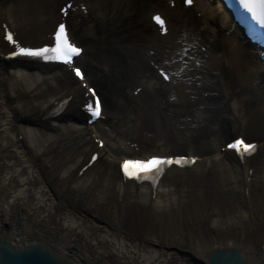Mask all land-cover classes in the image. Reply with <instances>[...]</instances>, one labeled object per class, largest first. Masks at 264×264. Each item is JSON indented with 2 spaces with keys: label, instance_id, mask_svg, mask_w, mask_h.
I'll use <instances>...</instances> for the list:
<instances>
[{
  "label": "bare ground",
  "instance_id": "bare-ground-1",
  "mask_svg": "<svg viewBox=\"0 0 264 264\" xmlns=\"http://www.w3.org/2000/svg\"><path fill=\"white\" fill-rule=\"evenodd\" d=\"M206 1L210 3L212 0H199L198 2V7L202 8L200 17L203 19L204 25L199 29V33L197 31L193 33L189 29L181 30L172 27L169 29L167 26L166 37L162 36L160 39L164 41V49L172 52L173 55L174 51H181L188 43H191L200 50L204 43H208L205 41L206 36L208 38L212 36L213 45H211L214 46V43H217V36L222 34L223 41L220 46L225 48L223 50L227 57V64L235 70H240L243 76L246 75L249 80L247 87L251 92L244 95L241 101L246 106H250L255 100L264 102V64L258 59L256 51L243 34L232 25L227 17H221L218 7L210 10L205 8ZM59 2L60 0H0L1 15L8 16V19H0V21L6 20L16 31V36L19 39L36 42L50 33L49 30L58 17L54 7ZM217 18L220 20L218 21ZM36 23L46 25V29L39 24L36 26ZM211 25H216V29L210 30ZM186 26L181 25L180 27L186 28ZM224 29L225 34H223ZM0 32L3 35L4 28H0ZM173 32L184 35L181 40L170 39ZM4 46L5 43L1 37L0 49ZM205 54L207 53L205 52L204 56ZM211 61L215 62V59L212 58ZM6 65L10 64L0 60V237H6L10 244L47 243L55 249L58 255L67 257L74 262L83 260L85 264H191L194 257L206 260L212 249L228 247L240 248L248 264H252V258L247 254L251 248L250 241L245 242L236 238L225 240L224 237H215L211 241L198 244V246H188L189 248L175 241H170L167 245L176 246V248L166 245L157 247L153 245V242L145 243L142 240H138L137 243H126V237L121 233L106 228L101 229L99 221L91 219L87 216L88 213L83 212L84 210L95 212V206L104 202L113 205L118 213L119 211L121 213L122 210L125 212L135 206L152 211L155 223H158L160 227L166 223L167 230L170 231H180L183 227L191 228L188 219L194 221V225H200L207 217L205 221L207 224L209 223L207 220L213 219L211 226L207 225L211 230L215 227L219 232H226L231 238L235 236L231 231L240 225L234 222L230 216L231 209L222 210L220 204H217V200L213 199L212 194L215 196L217 193L229 195L228 202H226L228 207L233 208L234 200H236L237 207L240 209L243 207L254 209L255 187L263 190L260 196L264 201L263 165L258 167L259 165L256 166L255 162L249 160L241 166L234 160L232 153H219L211 160L207 158L202 176L198 175L196 180L190 175H185L189 171L169 172L168 176H175L178 180L174 181L172 177L164 178L156 190L155 200L152 201L154 191L148 186L135 187L122 183L119 162L127 155L122 154L121 151L120 153L107 154L108 150L107 153L100 154L101 157L97 163L87 169L78 181H74L73 190L78 194L83 193L82 201H74L70 199L71 196L65 200L63 199L65 197L63 183L66 182L68 176L73 175L74 177L76 171L78 172L80 169V163L86 160L89 152L95 148L89 140L91 138L89 131H86L80 123L84 116L78 111L77 105L85 101L83 92L73 79L67 78L69 77L68 73L63 70V67L49 69L46 66H15L16 68L12 67V71L8 73L5 70ZM176 67L177 73H179L180 64ZM107 70L109 69L107 68ZM149 72L145 73L149 76L151 73ZM202 73L204 72L190 71L186 75L188 79L185 76L178 77V85L183 84L180 81L181 78L191 80L193 76ZM209 73L207 70L204 77ZM6 81L8 82L6 83ZM157 82L156 84L145 82L147 84L145 89H148L147 97H155L153 100L149 98L145 109H151L152 104L159 106L168 104V106L172 105V108L164 110L165 115L174 111L175 114L182 117L187 108L180 111L174 107L175 102L169 99L161 102L162 96L167 97L170 94L166 95L165 87ZM190 83L192 86L187 84L175 86L177 89L189 88L193 90L196 82L191 80ZM210 83H212L211 79L206 80L205 86L213 91V86ZM143 91H145L144 88L141 93ZM71 93L74 94L71 101L74 102L73 106L62 115L51 119L53 122H50L48 119L51 118V114L48 112L57 101ZM119 93L123 96V92L119 91ZM190 93L194 92L190 91ZM210 97L204 103H196L199 99L198 96L195 101H189L195 106L205 107L199 111L197 117H201L204 119L203 121L206 118L217 120L216 127L212 129L215 133L221 131L227 134L232 133L234 129L237 130L236 121L231 119L228 109L223 105L225 98L222 92L216 89ZM110 99L107 100V105H109ZM116 100L122 101L114 99V101ZM126 104L127 101L120 108ZM35 114L38 116L47 115V119L39 123L28 119ZM173 114L171 113L169 117L171 118ZM64 119L67 122L62 124ZM35 123L37 127L30 126ZM39 126L42 127L38 128ZM90 127L94 129L95 135L99 132L100 138L105 142L104 147L108 148L111 145L109 141L113 137L106 136L102 132L104 122L97 121ZM19 136H21L20 139ZM219 141L220 139L212 140L210 143L208 142L207 146L214 148ZM219 147L220 145H218ZM152 154L168 155L171 153L163 148L144 150L139 156L144 158ZM206 154L209 153H203V155ZM221 156L224 158L222 166L216 169L213 162L214 160L218 161ZM70 161L71 163L63 169V166ZM198 161L197 164H199ZM46 164H49V168L46 167ZM251 168H254V172L248 181ZM55 169L62 170L61 174H52ZM180 178H185V180ZM179 181H184L181 186L177 185ZM247 189L250 190L249 202L245 196ZM210 192L211 196L208 195ZM199 200L203 202L202 205L199 204ZM72 208L76 209L72 211ZM198 211L201 212V216L205 215L206 217L197 221V218H193V214ZM178 214L181 215L180 228L176 227ZM158 216L161 219L165 217L166 221H159ZM173 216L174 220H172ZM234 217L241 220L242 215L237 214ZM116 220H119L118 216H116ZM262 220H264V215ZM117 228L122 229L121 226ZM256 229L257 224L254 220L246 227V231H250L254 238ZM69 234H74L75 237H69ZM178 234L180 235V233ZM67 237L69 239H66ZM77 237H80L84 244L77 242ZM151 240L159 241V239ZM83 249L84 251H82ZM178 249L187 253H180ZM113 256L117 260H113Z\"/></svg>",
  "mask_w": 264,
  "mask_h": 264
},
{
  "label": "rangeland",
  "instance_id": "rangeland-1",
  "mask_svg": "<svg viewBox=\"0 0 264 264\" xmlns=\"http://www.w3.org/2000/svg\"><path fill=\"white\" fill-rule=\"evenodd\" d=\"M79 5L85 7L84 12L78 11ZM136 6H138V3L135 0H74V7L68 17L74 38L85 48V55L80 60V63L84 65L91 83L95 84L109 98L112 96L114 98L120 97L122 94L118 91L123 92V96L127 94L130 84L129 79L136 80L135 77L129 75L128 70L131 69V64L127 58H138L136 54H130L133 50L132 46L141 44L144 40L136 37L138 32L144 31L147 35L151 34V30L147 28L142 20L143 16L137 15ZM190 15L191 22L197 27H200L201 20L198 17V10L194 9L190 12ZM128 26H130L129 32L126 30ZM129 38H131L130 41ZM98 64L100 66H109L111 73L113 72L117 78L112 76L108 77L107 71L98 72L95 68ZM226 71H224V74L225 78H227V84L233 86L234 89L239 87L241 90L238 73L228 70L227 74ZM155 79L154 75L150 74L147 80L155 81ZM246 83L248 82H244L245 85L242 87L239 100H242V97L250 92L246 88ZM144 90L138 97V105L133 102H128L124 107L120 108L107 105L105 102L106 110H109V119L105 122V125L110 129L106 132L113 137L109 142L113 146L119 144L122 146L121 149L126 153L140 154L144 150H159L164 148L169 153L191 151L202 156L203 153L217 151L218 145H222L236 134L235 130L227 134L221 131L220 133H215L212 129L216 127L217 120H206V124H203L192 114L194 107H190L186 103L174 104V107L180 111L187 108L182 117L175 114L174 111H171V113H174L171 118L169 117L171 113L165 115L164 110L167 108L171 110V106L163 108L162 106L152 104L151 109H145L146 102L149 98L153 100L155 97H147L146 91L148 89ZM180 91L183 93L182 90ZM112 93L118 94L114 95ZM184 95L185 98L188 96L187 93ZM158 100L160 101V99ZM166 100V97H161V102ZM241 105L246 114V126L242 130L246 138L264 141V102L262 100H255L250 106H246L242 102ZM41 127L39 126L38 128ZM116 132H119V134ZM217 139H220V141L216 147L210 148L207 146L208 142L210 143L212 140L217 141ZM70 163L71 161L64 166L62 165L63 169ZM260 165L264 166V151L256 161V166L260 167ZM58 171V169H55L52 171V174L60 175L62 170ZM72 177L73 175L68 176L66 182L62 185L65 196L63 199L67 200V197L71 196L70 199L74 201H82L83 193L78 194L71 190L74 185ZM255 188L256 190H254L253 194L255 199L253 201L254 209H248L246 207L240 209L237 207L236 200H234L235 206L233 208L228 207L226 202H228L229 195L225 196L224 194L217 193L215 196L212 194L213 199L217 200V204H220L222 210H232L229 211L230 216L234 222H237L241 226H237L234 228L235 230L231 231L235 235L231 238L226 232L211 230L209 227L213 219L207 220L209 221L207 224L205 222L207 217L205 215L201 216L200 211L193 214V218H197L198 221L206 217L203 219L204 222L200 225L196 224L198 225L196 226L194 225V221L188 219L191 228L183 227L180 231L167 230L166 223H163L160 227L158 223H155L152 211L144 210L143 208L140 209L135 206H132L125 212L122 210L121 213L120 211L118 213L113 205L104 202L99 206H95L94 209L96 211L93 216H90V213L87 216L93 220L97 218L96 220L100 222L99 226H101V229L106 228L110 231L121 233L122 236L126 237V243H137L138 240L143 238H151L159 239L161 243L175 241L189 248L191 245L198 246L202 242L211 241L215 237H224L225 240L236 238L237 240L242 239L245 242L250 241L254 249L253 253L249 255L252 258L251 262L252 264H261L262 262L264 263V220H262V216L264 215V201L261 200L260 196L263 190L257 187ZM208 195L211 196V192ZM202 203L199 200V204L202 205ZM75 209L73 208V210ZM254 210L255 212L253 213ZM83 213H87L86 210ZM237 214L242 215L241 220L234 217ZM116 216L119 217V220H116ZM180 218L181 215L178 216L176 225L179 228L181 224ZM158 220L163 222L166 221V218L161 219L158 216ZM172 220H174V216ZM253 220L257 224L255 238L250 231H246V227ZM119 226L122 229L117 228ZM124 233H127V235H124ZM70 236L72 238L75 237L74 234H69ZM69 237L66 239H69ZM77 238V242L84 244L80 237ZM126 248L128 249L130 247ZM112 259L117 260L115 256Z\"/></svg>",
  "mask_w": 264,
  "mask_h": 264
},
{
  "label": "snow or ice",
  "instance_id": "snow-or-ice-1",
  "mask_svg": "<svg viewBox=\"0 0 264 264\" xmlns=\"http://www.w3.org/2000/svg\"><path fill=\"white\" fill-rule=\"evenodd\" d=\"M192 0H187V3H191ZM240 6L246 9L248 12L252 13L253 19H255L262 27H264V0H240ZM65 14H67V9H64ZM154 20L161 26V30L166 32L165 20L161 16L157 15ZM7 41L14 45L15 51L11 53L14 57H30V58H42L44 60L52 61H62L65 64L71 65L73 58L77 57L81 53V49L76 47L75 44L70 42L68 33L64 23H60L54 32L55 45L52 47H41L32 48L30 46H22L17 42L13 34L6 29ZM182 55L187 54L185 49ZM76 74L79 76V69H75ZM161 74L165 79H168V75L163 71ZM93 95H95L93 93ZM63 105H61V108ZM87 110L91 113L93 118L100 115V103L97 100L95 106L93 107L92 102L87 105ZM229 148L235 149L241 157L245 154L252 155L257 149L255 144L245 143L242 139H238L233 143L229 144ZM95 159V157H93ZM190 163L189 161L176 158H158L153 157L146 161L141 160H125L122 164V169L126 177H131L136 179L138 182L151 181L155 185L158 179L164 174L166 168L172 166L173 164L178 166H185V164ZM132 166L131 168L129 166Z\"/></svg>",
  "mask_w": 264,
  "mask_h": 264
},
{
  "label": "water",
  "instance_id": "water-1",
  "mask_svg": "<svg viewBox=\"0 0 264 264\" xmlns=\"http://www.w3.org/2000/svg\"><path fill=\"white\" fill-rule=\"evenodd\" d=\"M0 264H85L58 255L47 243L11 245L6 237H0ZM206 264H248L238 248L212 249Z\"/></svg>",
  "mask_w": 264,
  "mask_h": 264
}]
</instances>
